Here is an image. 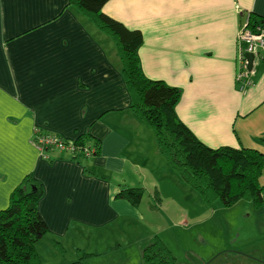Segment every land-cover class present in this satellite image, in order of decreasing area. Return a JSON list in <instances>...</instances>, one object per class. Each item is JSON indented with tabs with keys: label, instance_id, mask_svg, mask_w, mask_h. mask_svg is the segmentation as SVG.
<instances>
[{
	"label": "crops",
	"instance_id": "obj_1",
	"mask_svg": "<svg viewBox=\"0 0 264 264\" xmlns=\"http://www.w3.org/2000/svg\"><path fill=\"white\" fill-rule=\"evenodd\" d=\"M103 13L141 32L143 75L180 90L176 116L201 143L263 153L264 134L242 122L264 121V62L254 59L249 86L236 76L239 29L250 15L264 21V0H110ZM109 38L68 0H0V211L31 174L43 187L38 213L52 237L73 236V224L119 228V218L141 229L159 216L150 195L164 193L151 169L138 167L147 156L133 146L146 125L130 110ZM35 128L70 141L87 133L100 153L80 162L49 151L46 159L30 143ZM157 154L156 145L148 159ZM126 188L148 191L147 201L117 199Z\"/></svg>",
	"mask_w": 264,
	"mask_h": 264
},
{
	"label": "trees",
	"instance_id": "obj_2",
	"mask_svg": "<svg viewBox=\"0 0 264 264\" xmlns=\"http://www.w3.org/2000/svg\"><path fill=\"white\" fill-rule=\"evenodd\" d=\"M109 1L68 0V3L113 40L120 74L130 98V110L150 127L168 166L209 209L215 205L229 208L240 201L261 205L264 201V186L260 184L264 168L262 153L244 147L210 149L201 143L176 116L180 90L161 81L148 80L143 75L137 55L143 36L140 31L129 30L103 13ZM258 25L264 27V21L250 15L248 29L254 30ZM37 135L33 134L30 143ZM73 143L77 151L63 153L77 157L82 156L84 146L97 150L100 147L87 133ZM41 149L47 157L49 151L60 153L48 145ZM142 192L141 188H126L116 198L136 207ZM42 196L43 187L31 174L26 175L10 193L7 207L0 211V264H41L36 244L48 234L47 226L38 213V202ZM97 256L82 254L78 261L69 264H89ZM141 258L143 264H174L172 254L157 237L143 250Z\"/></svg>",
	"mask_w": 264,
	"mask_h": 264
},
{
	"label": "rangeland",
	"instance_id": "obj_3",
	"mask_svg": "<svg viewBox=\"0 0 264 264\" xmlns=\"http://www.w3.org/2000/svg\"><path fill=\"white\" fill-rule=\"evenodd\" d=\"M116 64L120 65L118 60ZM262 122L261 118L255 122L254 116H251L242 123L246 130H253L261 137L264 134ZM146 129L137 130L138 140H133V146L136 145L134 151L137 156H147L146 160L145 157L137 160L138 167L148 174L147 169L150 168L157 186L164 193L158 195L152 191L150 195L158 202V218L155 220L151 216L149 222H143L141 229L136 225L126 229L125 219L119 218L115 222L119 228H85L73 224V236L70 237H52L48 232L36 244L41 264H69L78 261L82 254L99 255L90 264H143L141 254L155 237L170 251L174 264H264V201L259 206L240 201L229 208L220 205L207 208L200 196L168 166L162 154H157L158 159H148L149 156L154 157L156 140L150 127L146 125ZM33 148L39 151L35 146ZM98 149H93V155L89 157L99 155L100 147ZM41 152L42 149L38 153L48 159L47 154ZM262 152L264 160V147ZM85 158L79 156L78 159L81 162ZM83 167L88 174L89 163ZM260 184L264 186V168ZM147 194L146 190L142 192L143 201H147ZM241 248L245 251H238ZM232 250L252 259L235 256Z\"/></svg>",
	"mask_w": 264,
	"mask_h": 264
},
{
	"label": "built area",
	"instance_id": "obj_4",
	"mask_svg": "<svg viewBox=\"0 0 264 264\" xmlns=\"http://www.w3.org/2000/svg\"><path fill=\"white\" fill-rule=\"evenodd\" d=\"M246 54H252L254 59L257 58L259 61L264 62V27L258 25L254 30H250L247 27V21L245 25L239 29L237 35V62L239 67L236 78L243 83L242 87L250 85L249 76L252 74L251 71L247 70ZM35 132V135L38 134L36 136L37 138L35 137L31 143L39 149V151L41 147L45 145L59 152L77 151L75 145H73L74 141H63V139L56 136H51L49 134L42 135V133L39 134L36 130ZM93 149H95V147L84 146L81 149V155L83 157H89L93 155ZM45 157L46 156H44V158Z\"/></svg>",
	"mask_w": 264,
	"mask_h": 264
},
{
	"label": "water",
	"instance_id": "obj_5",
	"mask_svg": "<svg viewBox=\"0 0 264 264\" xmlns=\"http://www.w3.org/2000/svg\"><path fill=\"white\" fill-rule=\"evenodd\" d=\"M254 61V56L252 54H246L247 70L251 71Z\"/></svg>",
	"mask_w": 264,
	"mask_h": 264
},
{
	"label": "flooded vegetation",
	"instance_id": "obj_6",
	"mask_svg": "<svg viewBox=\"0 0 264 264\" xmlns=\"http://www.w3.org/2000/svg\"><path fill=\"white\" fill-rule=\"evenodd\" d=\"M36 131H38L39 133H41V131H40V130H37V129H36ZM33 133H35V131H34Z\"/></svg>",
	"mask_w": 264,
	"mask_h": 264
}]
</instances>
